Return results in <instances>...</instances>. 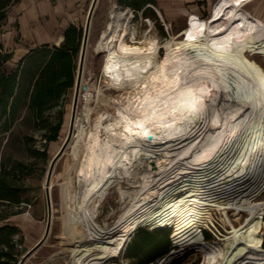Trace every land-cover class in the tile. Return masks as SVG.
I'll list each match as a JSON object with an SVG mask.
<instances>
[{
    "label": "bare ground",
    "instance_id": "1",
    "mask_svg": "<svg viewBox=\"0 0 264 264\" xmlns=\"http://www.w3.org/2000/svg\"><path fill=\"white\" fill-rule=\"evenodd\" d=\"M245 2L220 0L206 18H197L205 24L202 35L189 21L180 31L184 39L161 44L146 34L141 43H128L121 21L130 12L113 4L93 47L105 51L101 72L108 85L124 92L111 99L112 112L101 110L89 122L95 90L81 77L84 101L80 112L69 117L80 189L74 196L69 187L68 202L74 229L76 224L83 228L75 229L80 243L70 250L71 264H120L113 258L139 226H171L173 247L147 264H169L191 248L203 253L201 264H264V198L252 199L264 188V70L238 53L225 33ZM214 13L218 19L213 20ZM189 31L194 39L187 38ZM200 39L203 48L196 47ZM162 47L165 53L157 58ZM148 62L147 73L131 67ZM129 181L133 192L119 188ZM109 188L125 196L123 215L97 231L88 214ZM209 209L219 211L228 227L223 236L215 229L212 240L200 233L213 223ZM229 210L243 217L234 223Z\"/></svg>",
    "mask_w": 264,
    "mask_h": 264
},
{
    "label": "rangeland",
    "instance_id": "2",
    "mask_svg": "<svg viewBox=\"0 0 264 264\" xmlns=\"http://www.w3.org/2000/svg\"><path fill=\"white\" fill-rule=\"evenodd\" d=\"M219 1L220 0H154V4L151 5L152 9H146L145 12H142V9H132L127 5L118 4L116 0H97L90 19L86 52L82 68L80 69V78L83 77V83L92 84L95 90L93 92L95 100H92L90 103L92 110L89 122H92V119L101 110H108L112 112L113 100L111 99L118 97L122 92H124L122 87L113 86V88L112 85H108L109 82L107 78L101 72V65L104 59L105 51H95L93 47L95 41L100 36L101 31L106 25L110 10L115 8L113 4H115V6H124L130 12L129 17L121 21V27L127 26L128 28V33L125 38L128 43H141L146 34L148 36H154L161 44L166 39H171L172 37L176 40L184 39V36L181 35L180 31L189 23L191 18H206L209 15L210 10ZM257 3H259V1ZM159 4L169 6H167L168 8H165L167 10L163 11ZM10 9L13 10V15L15 16H19L21 12L24 11L23 8L21 10L15 8V11L12 7H10L9 10ZM252 9V1L246 0V2L233 16L230 24L225 30V33L238 49V53L251 62L259 65L261 69L264 70V24H262L256 16L250 13ZM158 11L162 14L163 18H161ZM86 14L84 15L83 21L80 25L82 30ZM261 14L262 17H264V10H262ZM39 18L42 26L45 28L49 20V16L42 14ZM148 20L151 21V25L148 23ZM9 25V27H1L0 40L2 41V37L4 35L10 34L15 42H22L23 36L21 35L22 32L17 23V19H14ZM56 25L54 27L53 34H55L57 29ZM47 29L51 30L49 25ZM27 40L28 42L31 41L30 39ZM32 42L33 41L30 43ZM195 44L196 47L203 48L205 42L203 39H200L197 40ZM164 53L165 48H159L157 58H160L161 56L163 57ZM77 60L78 54L76 58V67ZM4 69H11L10 65H5ZM75 76L76 68L74 81ZM128 89L130 88H127V90ZM73 95L74 82L72 87L58 100L55 105L43 111L42 117L37 121L39 125H42L46 121L54 122L58 116L61 117V125L58 130L57 138L49 141L47 144L48 159L46 169L41 180V211L35 212L32 204H16L0 200V224L6 222L5 219L9 215L26 212L30 213L34 219L40 221L36 222V224H39L43 234L47 219V202L44 188L46 170L49 159L60 146L68 130ZM83 99L81 96L77 97L76 105L72 110L73 113L74 111L77 113L80 112L84 101ZM22 111L23 110L19 111L18 116L22 115L23 117L21 119L17 118L14 121L9 129L10 131L0 134V162L6 165H11L16 161H26L28 154L23 145L25 136L28 135L32 138L31 145L36 148H40L41 144L44 142L43 134L46 131V128H36L33 124V119L29 116L27 111ZM71 139L72 138L70 137L63 153L56 160L49 178L51 186L48 188L50 202V224L48 233L40 246H38L29 256L26 257L23 264H71L70 250L77 243H80L74 238L76 236L75 229L82 231L83 228L81 225L76 224L74 229L73 215L68 202L69 187L72 195L74 196L77 195L76 193H78V190L80 189L78 180H75L74 178V169L78 165V162L74 159L72 154V146L70 145ZM119 188L128 191V193L135 190L134 184L131 181H129L128 184L120 182ZM261 198H264V188L256 193L252 199L256 200ZM72 201L73 200H71V202ZM124 203L125 196L118 195L114 188H109L97 208L90 210V213L88 214V221L94 225L97 231H102L103 223L112 225L115 220H119V218L123 215L120 214V212H122L120 210V206ZM209 212L213 219V223L209 226L210 230L213 232L217 229L220 236H223L228 227L223 225L219 211H214L211 214V209H209ZM228 212L234 223L239 222L243 217L242 212L236 210H229ZM4 216L7 217L3 218ZM262 220H264V213H262ZM20 230L22 232L21 228ZM170 231V226L158 227L154 229H150L146 226H139L130 234L118 256L113 259L118 261L120 264H147L160 256L159 255L149 261L154 253L163 249H166L165 253H167L173 247L170 239ZM143 234H148L150 236L151 240L148 244H144L141 241L139 242V239L143 236ZM166 234L167 237L164 240V235ZM203 234L207 240L214 239V234L208 230L203 231ZM260 235L262 236V240H264V227L260 230ZM34 244H24V242H22L21 245H18L16 247L19 249V254L17 255L18 260L21 258L22 254H24ZM203 258L204 256L201 251L191 248L173 258L169 264H201Z\"/></svg>",
    "mask_w": 264,
    "mask_h": 264
},
{
    "label": "trees",
    "instance_id": "3",
    "mask_svg": "<svg viewBox=\"0 0 264 264\" xmlns=\"http://www.w3.org/2000/svg\"><path fill=\"white\" fill-rule=\"evenodd\" d=\"M20 0H0V29L6 21L8 9ZM132 9H152L154 0H116ZM58 44L40 43L30 47L19 59L16 66L5 70L4 64L12 52L0 42V134L8 131L18 118L20 110H26L36 128H46L44 142L40 148L31 145L32 138L25 136L24 148L28 154L26 161H16L11 165L0 162V200L11 203H28L35 212L42 208L41 180L48 154L47 144L57 138L61 117L54 122H37L44 110L55 105L72 87L76 58L81 43L82 27L69 24L62 33ZM4 216L3 218H6ZM167 234L164 235V240ZM151 238L143 234L139 242L148 244ZM23 242L20 228L10 222L0 224V264H17L19 249ZM264 245V240H262ZM166 252L154 253L149 261Z\"/></svg>",
    "mask_w": 264,
    "mask_h": 264
},
{
    "label": "crops",
    "instance_id": "4",
    "mask_svg": "<svg viewBox=\"0 0 264 264\" xmlns=\"http://www.w3.org/2000/svg\"><path fill=\"white\" fill-rule=\"evenodd\" d=\"M91 1L92 0H20L11 5L10 7L14 8V11L15 8L20 10L23 8L24 11H22L19 16H15L13 15V10L8 9L6 21L3 26L9 27V24L14 19H17V23L23 37L22 42L20 43L15 42L10 34L4 35L2 37V41L0 40L3 47L12 52L11 58L6 61L4 66L8 64L10 65V68L15 67L19 57H21L30 47L44 42L49 44H58L62 40V33L67 25H81ZM251 1L253 9L249 12L256 16L262 24H264V17H262L261 14L262 10H264V1ZM258 1L259 3H257ZM159 6L163 11H165L167 10L165 8H168L167 6L169 5L166 6L165 4H159ZM42 14L49 16V20L46 25L47 27L45 26V28L42 26L39 18ZM48 25L51 30L47 29ZM55 25L57 29L55 34H53ZM27 39H30L33 42L30 43L31 41L28 42ZM22 117L23 116L20 115L18 116V119H21ZM9 131L10 130L4 133ZM5 220L18 225V227L22 229L21 233L23 235L24 244L36 243L42 234V229L39 224H36V222L40 221L34 219L30 213L22 212L19 214H12Z\"/></svg>",
    "mask_w": 264,
    "mask_h": 264
},
{
    "label": "water",
    "instance_id": "5",
    "mask_svg": "<svg viewBox=\"0 0 264 264\" xmlns=\"http://www.w3.org/2000/svg\"><path fill=\"white\" fill-rule=\"evenodd\" d=\"M96 1L97 0L91 1V4H90L88 11H87V14H86V19H85V23L83 26V30H82L81 43H80V47H79L77 67H76V76H75V81H74V95H73V99H72V109L76 105L77 92H78L79 80H80V69L82 68V64H83V59H84L85 49H86V42L88 39L90 19H91L92 12L94 10ZM71 115L72 116L74 115L72 110H71ZM72 129H73V123H72V120L70 118L66 135L63 138L60 146L54 152V154L51 156V158L49 159V162H48V167L46 170V175H45V180H44L45 196H46V202H47V217H46L47 219H46L44 232H43L42 236L38 239V241L33 246H31L24 254H22V256L18 260L17 264H22L23 261L26 259V257L29 256L38 246H40V244L46 238V235H47L48 230H49V224H50V202H49V195H48L49 178H50V175L52 173V168H53L56 160L63 153L64 149L66 148V146L70 140Z\"/></svg>",
    "mask_w": 264,
    "mask_h": 264
},
{
    "label": "snow or ice",
    "instance_id": "6",
    "mask_svg": "<svg viewBox=\"0 0 264 264\" xmlns=\"http://www.w3.org/2000/svg\"><path fill=\"white\" fill-rule=\"evenodd\" d=\"M227 2H228V3H231L232 0H227ZM235 2H236V3H239V0H235ZM220 7H221V5H218V6H217V11H218V12L220 11ZM221 15H224V13H221ZM215 19H218V16L214 13V15H213V20H215ZM209 23L211 24V22H209ZM190 25H191L192 27H198L199 30H200V34H201V35L203 34V32H204V30H205V24H204L203 22H201V21H198L196 17H192V18H191V20H190ZM218 30H219V29H218ZM187 38L191 40V39H194L195 37L193 36L192 32L189 31L188 34H187ZM124 51L127 52L128 50L125 49ZM116 67H119V65H116ZM131 67H132L133 69H135L136 72H137L138 74H142V73H147V72L149 71V69L152 67V64H151V62H148V63L146 64V66L141 67L139 64H137V63H133V64L131 65ZM107 71H108V72H111V71H112V66H109L108 69H107ZM127 75H128L129 78H132V73L128 72ZM114 79H116V81L119 82L120 77H119V76H116V77H114ZM181 94H183V93H181ZM124 121H125V123H127V124H131V123H132V121H130V120L128 119L127 116L124 117ZM136 127H137V128H140V129H143V125H142V124H137ZM138 135H139V133H138ZM142 135H143L144 138H148L149 135H150V133H149L148 131H143V132H142Z\"/></svg>",
    "mask_w": 264,
    "mask_h": 264
},
{
    "label": "built area",
    "instance_id": "7",
    "mask_svg": "<svg viewBox=\"0 0 264 264\" xmlns=\"http://www.w3.org/2000/svg\"><path fill=\"white\" fill-rule=\"evenodd\" d=\"M83 84H84V83H83ZM84 86H85V84H84ZM84 94H85V89L80 90V87H79V88H78V92H77V97L81 96L82 99H83ZM214 211H216V210L211 209V214H212ZM162 227H164V226H162ZM170 227H171V226H170ZM205 230H208V231H210L211 233H213V232L210 230L209 227L202 228V229L200 230V233H201L202 237H204L203 231H205ZM170 239H171V237H170ZM171 243H172V242H171Z\"/></svg>",
    "mask_w": 264,
    "mask_h": 264
}]
</instances>
